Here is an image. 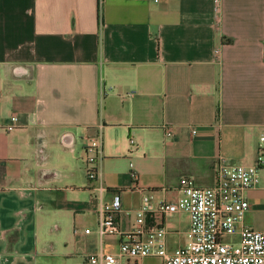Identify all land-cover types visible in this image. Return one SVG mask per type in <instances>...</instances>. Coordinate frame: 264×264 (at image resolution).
<instances>
[{"label":"crops","instance_id":"crops-1","mask_svg":"<svg viewBox=\"0 0 264 264\" xmlns=\"http://www.w3.org/2000/svg\"><path fill=\"white\" fill-rule=\"evenodd\" d=\"M96 132L89 179L82 147ZM261 136L264 0H218L217 13L213 0H0V264L116 252L119 237L96 231L113 191L119 231L143 190L145 223L173 248L187 214L156 204L176 199L181 177L211 186L218 158L252 164ZM258 175L243 223L263 230Z\"/></svg>","mask_w":264,"mask_h":264},{"label":"built area","instance_id":"built-area-1","mask_svg":"<svg viewBox=\"0 0 264 264\" xmlns=\"http://www.w3.org/2000/svg\"><path fill=\"white\" fill-rule=\"evenodd\" d=\"M213 8L217 13L218 0H213ZM15 119V115L10 116L11 121ZM11 127L12 124L7 129ZM66 137L70 136L67 133L61 135V143L69 146L70 140L66 141ZM263 140L261 136L259 141ZM99 153V132H96L87 137L82 147L81 159L89 179L95 177ZM261 168H264V145L259 143L250 165H227L218 158L214 163L211 186L199 187L192 179L181 177L176 199L173 202L161 200L154 208L162 217L179 211L187 214L184 243L170 249L165 240L167 230L160 225L145 223L144 215L149 210L147 203L151 198L143 190L142 203L134 212V222L128 230H118L115 218L120 198L119 193L113 191L99 206L96 231L99 237H119L116 252L84 255L75 264H118L119 258L149 256L160 257L161 264H264V229L255 230L243 223L244 212L249 207L243 193L257 183ZM130 176L134 179L136 174L131 172Z\"/></svg>","mask_w":264,"mask_h":264},{"label":"rangeland","instance_id":"rangeland-1","mask_svg":"<svg viewBox=\"0 0 264 264\" xmlns=\"http://www.w3.org/2000/svg\"><path fill=\"white\" fill-rule=\"evenodd\" d=\"M172 245L173 246H179L184 243V236L182 234H177L172 236ZM140 264H161L160 257L156 256H149L143 259V261Z\"/></svg>","mask_w":264,"mask_h":264}]
</instances>
